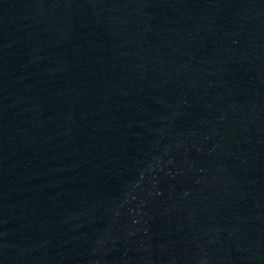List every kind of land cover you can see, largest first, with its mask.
<instances>
[{
  "label": "water",
  "instance_id": "water-1",
  "mask_svg": "<svg viewBox=\"0 0 264 264\" xmlns=\"http://www.w3.org/2000/svg\"><path fill=\"white\" fill-rule=\"evenodd\" d=\"M0 264H264V0H0Z\"/></svg>",
  "mask_w": 264,
  "mask_h": 264
}]
</instances>
